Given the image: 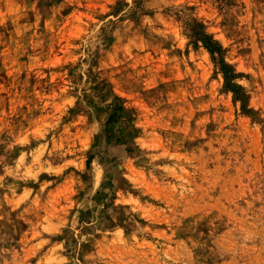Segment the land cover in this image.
<instances>
[{
    "label": "rangeland",
    "instance_id": "374dc122",
    "mask_svg": "<svg viewBox=\"0 0 264 264\" xmlns=\"http://www.w3.org/2000/svg\"><path fill=\"white\" fill-rule=\"evenodd\" d=\"M0 264H264V0H0Z\"/></svg>",
    "mask_w": 264,
    "mask_h": 264
},
{
    "label": "trees",
    "instance_id": "16d2710c",
    "mask_svg": "<svg viewBox=\"0 0 264 264\" xmlns=\"http://www.w3.org/2000/svg\"><path fill=\"white\" fill-rule=\"evenodd\" d=\"M204 41L210 47L211 50H214L211 48V46H213V43L211 42L210 38L207 37V38H205ZM223 69L226 71V74H227V71L230 69V67L228 65L224 64ZM226 79L230 82V77L228 74L226 76ZM229 82H228V84H229Z\"/></svg>",
    "mask_w": 264,
    "mask_h": 264
}]
</instances>
